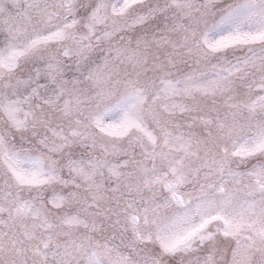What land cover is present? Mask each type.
Segmentation results:
<instances>
[{
  "label": "snow or ice",
  "instance_id": "snow-or-ice-1",
  "mask_svg": "<svg viewBox=\"0 0 264 264\" xmlns=\"http://www.w3.org/2000/svg\"><path fill=\"white\" fill-rule=\"evenodd\" d=\"M0 264H264V0H0Z\"/></svg>",
  "mask_w": 264,
  "mask_h": 264
}]
</instances>
